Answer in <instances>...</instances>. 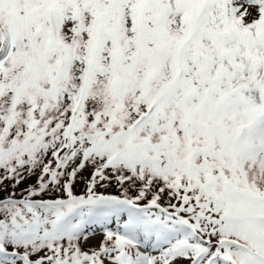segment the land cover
Listing matches in <instances>:
<instances>
[{
    "label": "snow or ice",
    "instance_id": "6c2138e0",
    "mask_svg": "<svg viewBox=\"0 0 264 264\" xmlns=\"http://www.w3.org/2000/svg\"><path fill=\"white\" fill-rule=\"evenodd\" d=\"M0 264H264V0H0Z\"/></svg>",
    "mask_w": 264,
    "mask_h": 264
}]
</instances>
